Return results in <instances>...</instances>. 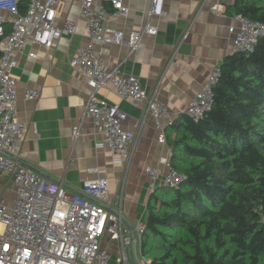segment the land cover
I'll list each match as a JSON object with an SVG mask.
<instances>
[{
    "label": "crops",
    "instance_id": "obj_1",
    "mask_svg": "<svg viewBox=\"0 0 264 264\" xmlns=\"http://www.w3.org/2000/svg\"><path fill=\"white\" fill-rule=\"evenodd\" d=\"M151 1L122 0L127 15L111 13L104 21L105 27L121 31L123 38L146 22L154 25L156 32L144 33L134 51L125 42L94 44L106 69L136 75L146 92L167 108L168 117H160V130L150 114L142 117V109L130 99H121L111 85L96 91L99 98L125 114L123 128L136 133L130 161L115 164L109 149L95 146L101 137L85 114L89 87L80 70L69 63L78 46L89 40L85 20L79 16L81 0H64L56 8L55 22L73 20L74 34L63 35L50 47L25 42L11 69L16 78L15 116L25 124L17 158L34 165L37 170H31L62 184L68 192L82 191L85 179L106 177L110 196L115 201L121 198V211L132 224L145 223L147 217L149 178L145 167L163 173L170 166V148L166 140L158 141V135L162 131L165 135L166 127L186 112L211 72L234 52L229 27L238 26L235 0H162L164 13L147 19ZM102 6L112 11L107 2L93 3L95 10ZM30 88L37 89L39 96L26 100L24 93ZM75 125L79 126L78 136L72 132ZM157 181L162 182L161 175ZM102 246L110 253L108 264H115L118 241L104 236Z\"/></svg>",
    "mask_w": 264,
    "mask_h": 264
},
{
    "label": "built area",
    "instance_id": "obj_2",
    "mask_svg": "<svg viewBox=\"0 0 264 264\" xmlns=\"http://www.w3.org/2000/svg\"><path fill=\"white\" fill-rule=\"evenodd\" d=\"M62 1L0 0V264H108L110 253L102 246L104 236L118 241L115 264H133L131 230L120 215L103 205L121 211V198L118 201L112 199L106 177L85 179L81 190L86 195L68 192L62 184L47 179L9 156L17 155L25 129V124L15 116L16 78L11 69L25 42L50 47L63 35L75 33L76 23L73 20L67 18L61 24L55 22L57 5ZM94 1L80 2L79 16L85 20L89 40L78 46L69 63L80 70L89 87L85 114L91 118L94 129L101 137L95 146L106 147L112 162L123 164L131 160L136 133L123 128L125 114L119 111L117 105L99 98L96 91L111 85L121 99H130L142 109V117L150 114L160 130V117H168L167 108L146 92L136 75L106 69L94 44L125 42L130 51H134L142 35L154 34L156 27L146 22L123 38L121 31L104 25L111 13L127 15L128 8L122 0H99L107 2L112 11L105 6L95 10ZM212 9L216 10L217 6H212ZM163 13L162 0H152L147 19ZM234 18L238 26L229 27L233 51H252L257 38L264 34V23L241 14H236ZM28 55L35 56L33 52H28ZM219 75V68L212 71L188 103L186 113L193 119L201 118L211 108L213 87ZM38 96L37 89L30 88L24 93L26 100ZM72 132L78 136L79 126H73ZM158 141L165 142L163 131L158 135ZM145 172L149 178V191L156 186L160 175L163 185L169 187L177 186L184 177L171 166L163 173L147 166ZM132 227L138 250L145 223L138 220ZM138 256L144 264H150L139 253Z\"/></svg>",
    "mask_w": 264,
    "mask_h": 264
},
{
    "label": "trees",
    "instance_id": "obj_3",
    "mask_svg": "<svg viewBox=\"0 0 264 264\" xmlns=\"http://www.w3.org/2000/svg\"><path fill=\"white\" fill-rule=\"evenodd\" d=\"M233 11L264 23V0H235ZM219 70L211 108L165 129L184 177L148 195L138 253L150 264H264V34Z\"/></svg>",
    "mask_w": 264,
    "mask_h": 264
},
{
    "label": "water",
    "instance_id": "obj_4",
    "mask_svg": "<svg viewBox=\"0 0 264 264\" xmlns=\"http://www.w3.org/2000/svg\"><path fill=\"white\" fill-rule=\"evenodd\" d=\"M9 156L14 158L19 164H22V165H24L27 168H30V169H33V170H37V168L34 165H32L30 163H27V162H25L22 159H18L16 156H13V155H9ZM151 191H149V193ZM79 193L82 194V195H86L83 191H80ZM103 205L107 209H109L110 211L120 215V217L122 218L123 222L129 227V229L131 230L130 252H131L132 262H133V264H143V262L140 260V258L138 256L137 239H136L135 233L132 230L133 227H132V224L130 223V221L125 217V215L122 213V211H119L118 209H116V208H114L112 206L106 205V204H103Z\"/></svg>",
    "mask_w": 264,
    "mask_h": 264
},
{
    "label": "rangeland",
    "instance_id": "obj_5",
    "mask_svg": "<svg viewBox=\"0 0 264 264\" xmlns=\"http://www.w3.org/2000/svg\"><path fill=\"white\" fill-rule=\"evenodd\" d=\"M157 185H163V182H159V181H157V182H156V186H157ZM105 237H107V239L109 238V236H105Z\"/></svg>",
    "mask_w": 264,
    "mask_h": 264
}]
</instances>
